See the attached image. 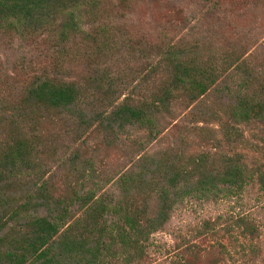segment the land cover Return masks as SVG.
I'll return each instance as SVG.
<instances>
[{"label": "trees", "instance_id": "obj_1", "mask_svg": "<svg viewBox=\"0 0 264 264\" xmlns=\"http://www.w3.org/2000/svg\"><path fill=\"white\" fill-rule=\"evenodd\" d=\"M129 6L130 0H0V35L40 38L48 51L39 77L15 71L9 88H0V264H147L151 237L187 197L218 202L250 188L264 193V51L259 60L244 47L217 50L164 34L134 51L142 65L149 62L141 82L149 88L140 96L114 98L98 73L81 82L69 77L79 61L95 68L111 52L133 49L116 35V20ZM165 24L180 34L189 29L180 9L167 13ZM223 83L225 95L213 99ZM92 100L110 112L64 118ZM60 127L83 147L99 133L106 143L95 148L120 152L125 163L83 194L81 180L60 191L44 169L59 154ZM157 142L159 149L149 150ZM25 174L36 182L32 195L18 184ZM111 183L115 190L106 191ZM40 208L57 215L39 216ZM262 229L244 211L204 219L179 238L172 264H264Z\"/></svg>", "mask_w": 264, "mask_h": 264}, {"label": "rangeland", "instance_id": "obj_2", "mask_svg": "<svg viewBox=\"0 0 264 264\" xmlns=\"http://www.w3.org/2000/svg\"><path fill=\"white\" fill-rule=\"evenodd\" d=\"M176 9L182 10L188 19L189 29L186 33L180 34L179 30L175 31L165 24L166 14L171 15ZM121 15L124 17L116 20V35L131 41L133 49L128 47L121 52L117 49L115 54L111 52L110 59H105L95 68H87L86 61H79L68 70L69 77L80 82L89 73H98V78L105 83L102 87H111L114 98H120V95L135 97L147 92L149 84L143 85L141 82L142 75L149 76L148 73H142L148 69L149 62L142 65L143 61L134 51L140 49L141 42L151 45L157 42L160 35L186 36L188 41L204 40L207 48L217 50L231 45L244 47L259 60L264 51V0H130V6ZM47 54V48L40 38L0 35V88H9V82H13L16 75L15 71L23 79H28L30 75L39 77L45 67ZM228 86L234 88V81H228ZM224 88L223 83L213 90L211 97H223L225 93L221 92ZM105 112H110L107 104L100 107L92 100L90 105L81 104L73 108L70 114L64 112L63 116L69 121L78 122L79 114L94 117ZM72 128L76 129L75 126ZM55 131L61 135L59 154L46 160L44 169L48 171L46 181L60 191L72 190L77 181L81 180L83 186L78 187L77 191L83 194L90 185L101 184L106 180L115 165L126 161L124 154L107 150L105 145L95 148L98 143H106L105 137L99 133L89 137L83 147L72 144L75 137L67 128L60 127ZM260 132L264 138V124L260 125ZM159 145L158 142L154 143L149 150L159 149ZM77 149L82 156L80 161L73 159ZM21 181L18 184L27 195H32L37 189L36 182L28 174ZM105 190L114 191L115 184L111 183ZM243 211L255 216L263 227L264 256V193L260 194L256 188H250L231 201L207 202L187 197L173 211L168 224L151 237L147 264H172L178 253L179 238L188 234L193 226L226 212ZM35 213L48 218L57 215L51 208H40Z\"/></svg>", "mask_w": 264, "mask_h": 264}]
</instances>
